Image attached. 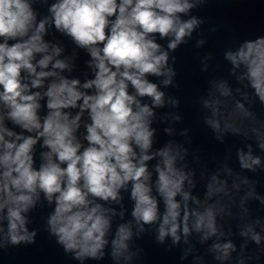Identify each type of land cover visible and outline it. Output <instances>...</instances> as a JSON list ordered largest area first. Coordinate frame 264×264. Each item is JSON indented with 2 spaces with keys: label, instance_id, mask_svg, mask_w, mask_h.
Wrapping results in <instances>:
<instances>
[{
  "label": "clouds",
  "instance_id": "clouds-1",
  "mask_svg": "<svg viewBox=\"0 0 264 264\" xmlns=\"http://www.w3.org/2000/svg\"><path fill=\"white\" fill-rule=\"evenodd\" d=\"M206 2L0 0V252L36 244L39 230L28 225L46 205L43 230L79 264L138 261L142 250L132 251L130 242L153 225L157 243L171 237L172 245L183 239L189 246L182 261L197 251L193 238L200 245L211 241L206 251L219 264H249L253 255H243L248 239L264 254V221L251 219L247 206L250 200L264 206V195L242 175L264 168L252 143L236 150L240 172L224 164L201 173L202 196L189 149L171 140L155 146V110L165 107L166 93L151 78L166 77L164 87L174 86L169 53L204 23L190 13ZM37 5L46 6V14ZM53 31L86 50L91 75H71L77 55H65L49 38ZM157 38L168 39L166 49ZM224 58L240 86L211 81L201 100L210 113L203 122L220 142L226 133L249 139L250 130L264 152V119L253 110L257 101L264 109V35L243 40ZM237 215L238 235L246 238L239 248L226 227ZM193 261L206 264L203 255Z\"/></svg>",
  "mask_w": 264,
  "mask_h": 264
}]
</instances>
